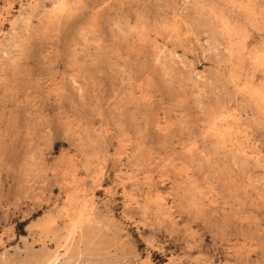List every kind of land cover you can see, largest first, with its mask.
Listing matches in <instances>:
<instances>
[{
    "label": "rangeland",
    "instance_id": "374dc122",
    "mask_svg": "<svg viewBox=\"0 0 264 264\" xmlns=\"http://www.w3.org/2000/svg\"><path fill=\"white\" fill-rule=\"evenodd\" d=\"M263 67L264 0H0V264H264Z\"/></svg>",
    "mask_w": 264,
    "mask_h": 264
},
{
    "label": "bare ground",
    "instance_id": "6f19581e",
    "mask_svg": "<svg viewBox=\"0 0 264 264\" xmlns=\"http://www.w3.org/2000/svg\"><path fill=\"white\" fill-rule=\"evenodd\" d=\"M264 68V67H263ZM255 91V90H254ZM50 226V225H49ZM49 226L47 225V223L46 224H44L43 225V227H44V229L47 231V229H49ZM81 220H78V221H76L75 222V224H74V229L77 231L78 229L80 230L81 229ZM42 227V228H43ZM46 233H48V231L46 232ZM57 262H58V259L57 258H55V259H51V260H48V261H44L43 259L41 260V258L40 259H38V255L37 256H35V255H32V256H30V258H28V259H26V260H24V261H22V262H19L18 264H57ZM1 264H12L11 262H9V261H7V260H4V261H2V263Z\"/></svg>",
    "mask_w": 264,
    "mask_h": 264
}]
</instances>
